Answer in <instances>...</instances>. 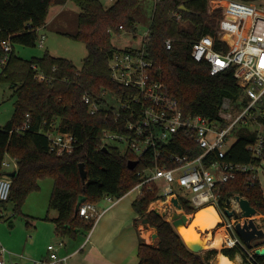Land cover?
<instances>
[{
  "label": "trees",
  "instance_id": "16d2710c",
  "mask_svg": "<svg viewBox=\"0 0 264 264\" xmlns=\"http://www.w3.org/2000/svg\"><path fill=\"white\" fill-rule=\"evenodd\" d=\"M72 1L80 9L78 32L67 36L84 43L88 51L80 69L71 60L54 57L49 52L30 60L15 52L17 44L35 47L38 30L46 26L51 8L63 6L68 0H0V39H9L13 47L7 65L2 66L0 81L8 83L16 96L13 116L0 129V178L6 175L3 168L5 159L16 160L17 175L11 179L10 198L3 205L5 208V205L13 203L14 214L22 213L27 197L40 190L41 181L52 179L54 186L48 212L58 213L52 219L55 233L60 238L76 239L94 227L93 221L80 216L77 210L79 197L85 196V204L94 205L107 196L119 200L139 183L137 171L145 166L140 161L137 169L130 170L128 162L136 160L134 155L122 154L119 148L111 145L107 146L108 151L103 150L104 131L113 127L105 123L103 113L89 115L88 106L83 101L87 94L104 104L113 94L125 89L111 79L108 60L120 51L112 45V37L122 31L135 32L136 16L143 0H116L110 6H105L100 0ZM153 1L155 10L145 46L147 59L152 62L151 74L164 83L169 95L178 100L183 113L199 114L214 120L225 98L234 102L242 99L246 105L248 99L235 79L236 67L211 76L208 64L197 63L191 57L193 45L202 37L209 35L217 39L222 11L217 9L209 14V0ZM239 1L253 4L256 0ZM181 6L188 12L180 10ZM168 39L173 41L171 50H167L165 45ZM216 46L221 48L224 45L217 41ZM4 54L0 47V58ZM33 65L49 78L48 82L36 79ZM259 108L258 121L264 128V99ZM28 120L30 127L18 133L17 129ZM52 126L54 130L72 134L78 139L73 153L57 156L50 151L49 141L42 133ZM258 134L248 126L240 128L239 139L230 147L225 161L261 166L263 158H256L246 150ZM165 153L194 156L198 149L194 142L181 137ZM81 163L87 170L86 181L80 175ZM249 182L247 174H239L234 180L220 185L221 208L227 209L228 200L240 196L264 216L261 184L255 181L251 186ZM160 199L163 198L159 195V188L149 185L132 204L136 215L146 219L158 233L155 245L141 239L138 250L140 264H211L208 256L194 253L186 246L171 222L155 210L149 211L150 205ZM181 206L188 214L194 212L186 200L181 199ZM248 251L225 248L222 253L231 260L240 254L245 263L264 264V257L258 255H254L252 263L249 262ZM212 253L216 254L217 250L208 252Z\"/></svg>",
  "mask_w": 264,
  "mask_h": 264
},
{
  "label": "built area",
  "instance_id": "2783aa9c",
  "mask_svg": "<svg viewBox=\"0 0 264 264\" xmlns=\"http://www.w3.org/2000/svg\"><path fill=\"white\" fill-rule=\"evenodd\" d=\"M107 1L114 3L116 0ZM222 3V19L219 22L217 39L209 35L202 37L193 45L191 57L197 63L208 64L211 76L236 67L235 79L244 97L248 99L246 105L242 99L234 102L231 98H225L214 120L199 114L185 115L178 100L167 93L164 83L152 77V62L147 59L145 48L149 33H146L143 46L139 50H120L108 60L111 79L125 88L121 93L113 94L104 104L98 103L87 94L83 98L89 115L103 113L105 123L113 127L104 131L102 148L121 145L135 156V161L139 162L137 168L140 161L145 164L137 171L139 183L129 193H137L139 197L145 186L155 185L163 198L158 201L163 205L175 209L171 202L173 197L180 204L181 199L188 201L194 212L188 214L183 210L187 216L209 206L215 207L221 216L217 208L222 209L220 185L234 180L239 174H247L251 186L259 181L261 166L234 164L225 161V158L230 149V135L235 130L255 123L262 125L258 117L261 112L259 105L264 99V5L255 6L239 0H224ZM45 39L46 36L42 35L40 47H43ZM217 41L224 46L217 48ZM165 45L167 50H171L173 41L168 39ZM0 47L5 53L0 58V65L4 67L13 47L9 39H0ZM32 68L37 72L38 81H49L36 65ZM29 127L28 120L17 132L22 133ZM53 127L42 133L49 141L50 151L57 156L73 153L78 146V139L72 134H62ZM181 137L194 142L198 149L196 155L165 153ZM246 150L256 158L262 157L264 134L260 132ZM12 164L13 168L10 169L9 162L5 160L4 170H17V161L12 159ZM11 188L12 180L6 175L2 176L0 221L4 219L3 205L9 201ZM105 199L110 203L117 201L110 196ZM230 199L231 202L234 199V207L222 211L235 209L237 214L228 218L225 226L227 237L222 248L248 251L247 245L235 231L236 223L243 222L235 216L241 211L239 203L236 196ZM79 214L84 219L93 221L95 226L102 212L97 205L84 203ZM222 224L223 218L219 226ZM64 245L63 241L49 245L48 257L43 260L7 262L6 256H10L11 252L0 242V264H67L68 257L59 253ZM248 253V261L252 263L255 251Z\"/></svg>",
  "mask_w": 264,
  "mask_h": 264
},
{
  "label": "rangeland",
  "instance_id": "374dc122",
  "mask_svg": "<svg viewBox=\"0 0 264 264\" xmlns=\"http://www.w3.org/2000/svg\"><path fill=\"white\" fill-rule=\"evenodd\" d=\"M100 1L105 6L111 5V3H109L107 0ZM221 1L223 2L224 0H209L208 13L212 14L217 9H220L222 11L223 3ZM253 4L255 6H259L261 4L264 5V0H256ZM61 7H65V11L61 13L60 16L55 20H52V18L56 9L54 7L53 9L51 8L46 26L39 29L38 31V42L35 47H28L17 44L15 45V52L20 57L26 60H30L34 57H42L46 52H49V54L51 55L71 60L75 64V66L80 69L82 67L83 60L88 55L87 48L84 43L73 40L72 38L67 36V34L74 35L78 32V18L80 14V9L72 0H68V2ZM154 10L155 1L143 0L141 2L140 13L136 16L137 27L135 32L122 31L120 34H113L112 45L118 50H139L140 48H142L146 33H150ZM42 35H45L46 39L44 41L43 47H40L39 41L41 40ZM1 73L2 66L0 65V75ZM15 100L16 96L12 87L8 83L0 81V129L5 127V125L12 118L14 113ZM248 127L252 132L257 131L258 133L261 132L262 134H264V128L262 127V125L255 123L249 125ZM239 130L240 128L235 130L230 135L229 147L233 146L239 139ZM114 146L119 148L122 154H127L125 147L115 144ZM262 158L263 160L259 169V181L264 191V154L262 155ZM51 183H53V180L50 178H47L40 182L41 189L39 191L32 192L27 197L25 203L22 206L21 214H14L13 203L7 204L8 208L5 211L4 219L1 221L5 223V226L9 230L13 231L14 234H20L21 230H23V225H25L26 227V223L28 222L27 217H29L30 215L38 216L39 214H44L47 212L50 196L52 193V187L50 186ZM233 200L228 208L234 207L235 202ZM104 201V204L107 203V200ZM158 203L160 202L156 201L152 203L149 207V211H152L153 209H158L161 212L166 210L171 212L173 210V208L169 205L159 206ZM217 208L220 211L222 218L224 219V224L220 226L225 227L228 221V217L226 216L225 212L222 211V209H220L219 207ZM235 216L237 217L238 215ZM257 216L261 215L257 213ZM165 218L167 221L170 222V217L168 215ZM145 221L147 220H142L141 218H138L137 226H139V228L143 232H149L150 235L148 236V238L146 239L144 237L145 242L150 245H155L157 243L158 237L153 239V234L155 235L157 231L155 228L150 227L148 225V222L145 223ZM10 222H16V226L11 228ZM256 222L259 224V227L264 229V216L256 218ZM204 236L211 237L213 239L214 230L203 232L201 238H203ZM211 238H209L210 241L212 240ZM210 241L207 245V247L210 249H207L202 253L210 258L211 264H219V259L223 254V248L222 246L220 248L210 247ZM257 242L259 243V245L263 244L259 247H264V239L259 240ZM55 244L56 243H54V245ZM256 247L257 246H255V248ZM212 249H216L217 253L208 254V252ZM7 250L10 251L9 249ZM254 250L255 249H251L250 252ZM234 261L237 264H248L245 263L243 257L240 254L235 257Z\"/></svg>",
  "mask_w": 264,
  "mask_h": 264
},
{
  "label": "crops",
  "instance_id": "0c3cea01",
  "mask_svg": "<svg viewBox=\"0 0 264 264\" xmlns=\"http://www.w3.org/2000/svg\"><path fill=\"white\" fill-rule=\"evenodd\" d=\"M54 8L56 11L52 20L65 11V7ZM5 160L12 169V159L7 157ZM8 172L10 171L5 170V173ZM50 186L53 190L54 182ZM137 198V193H129L114 203L104 198L97 204L98 210L102 212L99 221L91 232L79 235L76 239L60 238L56 235L52 222V219L58 216L56 211L47 210L38 216L30 215L27 217L26 227L23 225L20 234H14L0 221V242L11 251L6 260L7 262L43 260L48 257L49 245L63 241L65 245L59 253L68 257L67 264H140L138 250L141 239L145 241V231L143 233L137 226L139 217L132 207ZM104 200H107V203L104 204ZM7 208L8 205H5V211ZM47 216L49 219L46 220ZM15 226L16 222H10L11 228Z\"/></svg>",
  "mask_w": 264,
  "mask_h": 264
},
{
  "label": "water",
  "instance_id": "95a60500",
  "mask_svg": "<svg viewBox=\"0 0 264 264\" xmlns=\"http://www.w3.org/2000/svg\"><path fill=\"white\" fill-rule=\"evenodd\" d=\"M180 10L188 12L186 7L181 6ZM104 151H108L107 147L103 148ZM139 162L138 161H129L128 162V168L130 170H134L137 168ZM79 171L80 175L82 177L83 181H86L87 179V170L84 163H81L79 165ZM17 175V170L6 173V176L10 179H13ZM86 197L80 196L79 201L77 204V210L79 211L81 205L85 203ZM236 201L239 203L240 207V213H238V217L243 220L238 221L235 225V231L237 235L243 240V242L247 245L248 249H255V255L264 257V247H259L258 242L259 240L264 239V229L259 227V224L256 222L255 216L257 215V211L255 208H253L250 204V202L243 197L236 196ZM172 204L175 209H173L171 212L169 211H159L158 209L155 210L160 216L166 217L167 215L170 217V222L172 223L174 229L178 232V234L183 239L186 246L194 253H202L207 249H210L207 247L208 242L210 241L207 237L200 238L198 240H187L183 235L180 233V230L184 228L186 225H188L193 220L192 216H187L183 209L181 204L179 203V200L176 197L172 198ZM228 204L231 205V199L228 200ZM225 214L228 218H232L234 214H237L235 209L233 210H226ZM147 223V221H145ZM203 235V233H202ZM158 235L155 233L153 236V239L157 238ZM255 242V243H254ZM255 246H257L255 248Z\"/></svg>",
  "mask_w": 264,
  "mask_h": 264
},
{
  "label": "bare ground",
  "instance_id": "6f19581e",
  "mask_svg": "<svg viewBox=\"0 0 264 264\" xmlns=\"http://www.w3.org/2000/svg\"><path fill=\"white\" fill-rule=\"evenodd\" d=\"M158 205L163 206V203H158ZM260 217L261 216H257V215L255 216V218H260ZM221 221H222L221 216L217 212L216 208L213 206H209L197 211L193 215V220L184 228H182L180 230V233L187 240H198L201 238L203 232L214 230L213 239L211 237H207V238L212 239L210 241V247L220 248L223 245L225 238L227 237V234L225 232V227L219 226V223ZM149 235H150L149 232H146L144 234V237L148 238ZM219 264H237V263L234 260H231L229 257L222 254L219 259Z\"/></svg>",
  "mask_w": 264,
  "mask_h": 264
}]
</instances>
